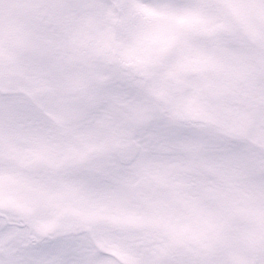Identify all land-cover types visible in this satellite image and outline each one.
<instances>
[{"label": "snow or ice", "instance_id": "6c2138e0", "mask_svg": "<svg viewBox=\"0 0 264 264\" xmlns=\"http://www.w3.org/2000/svg\"><path fill=\"white\" fill-rule=\"evenodd\" d=\"M0 264H264V0H0Z\"/></svg>", "mask_w": 264, "mask_h": 264}]
</instances>
